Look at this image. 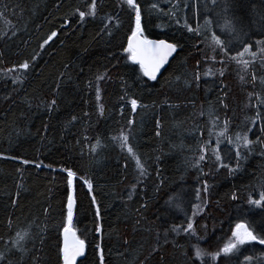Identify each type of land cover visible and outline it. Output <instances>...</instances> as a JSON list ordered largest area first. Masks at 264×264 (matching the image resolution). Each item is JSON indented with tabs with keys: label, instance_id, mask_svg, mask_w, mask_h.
Listing matches in <instances>:
<instances>
[{
	"label": "trees",
	"instance_id": "obj_1",
	"mask_svg": "<svg viewBox=\"0 0 264 264\" xmlns=\"http://www.w3.org/2000/svg\"><path fill=\"white\" fill-rule=\"evenodd\" d=\"M92 2L0 0V264H61L65 169L76 176L74 225L87 243L77 264H100L101 253L104 264H243L245 256L261 264L264 245L257 241L215 261L196 259L193 246L216 252L238 221L257 233L264 225V208L248 204L264 190V53L257 52L264 45H256L264 40V6L230 0L225 12V0L216 7L212 0H137L143 36L178 44L169 65L149 80L123 51L134 11L122 0H96L95 16L81 21L79 11L87 13ZM205 17L213 21L211 31ZM225 20L234 32L222 27ZM185 21L198 33L188 32ZM52 32L56 36L44 44ZM211 32L231 51H214ZM243 44L257 53L239 57L249 62L246 69L230 59ZM24 62L28 68H19ZM121 132L129 135L144 174L112 139ZM237 134H247L252 144L240 148L239 170L229 174L218 168L213 150L235 167ZM201 145L205 158L193 167ZM189 217L195 235L183 231ZM17 233L25 236L19 247L12 244Z\"/></svg>",
	"mask_w": 264,
	"mask_h": 264
},
{
	"label": "snow or ice",
	"instance_id": "obj_2",
	"mask_svg": "<svg viewBox=\"0 0 264 264\" xmlns=\"http://www.w3.org/2000/svg\"><path fill=\"white\" fill-rule=\"evenodd\" d=\"M123 4H126L129 9L134 11L135 14V27L132 29V34L128 38V46L123 49L125 53H127V59L132 61L134 64L139 65V73L142 74V76L147 77L149 80H155L157 79V73L160 71L161 67L165 64V62L168 60L169 56H171L178 48L177 43H171L166 39H158V40H150L146 36H143V29L141 28V17H142V7L137 2V0H122ZM218 3V0H212V7H216ZM260 5L264 6V0H260ZM230 6V0H225V8L224 11L227 12ZM157 7L156 4L151 5V8L155 9ZM187 7V5H186ZM256 10V5H253V11ZM77 11H79L77 9ZM97 11V4L96 0H93L92 4L89 5L88 12L79 11V16L81 18V21L84 20L85 16H95ZM111 19V17H108ZM67 22V21H66ZM261 22L264 24V8L261 9ZM177 23H179V20H177ZM213 26V21L209 19L208 17H205V27L211 31V28ZM184 27L187 28L188 32H194L196 31L198 33V29H193L192 26L185 21ZM223 28H226L229 31H235V29L232 27L231 23H229L227 20H225V24L222 26ZM56 32H52L50 36H48V39L44 41V44H47L49 40H51L54 36H56ZM210 42L213 47V50L216 49L219 50L220 53H224L227 49L228 51H231L230 48H228V44L221 40L218 35H216L215 32H211ZM256 45H264V40H257ZM43 47V44L41 45ZM250 44H243L242 51L237 53L236 56L230 57V59L236 60L237 63L242 64L243 68L246 69L248 67V61L241 60L239 57L243 56L245 53H248L253 58L256 56V52H251L250 50ZM257 52L264 53V47H257ZM35 56L32 58L35 60ZM213 60H215V56L212 57ZM28 62L21 63L19 65V68L21 69H27L28 68ZM10 71V70H9ZM209 73H205V75H208ZM221 75H223V72H221ZM18 79V78H17ZM103 79V74L97 77V80ZM197 79L199 77L197 76ZM243 79V77H241ZM253 80H255V75H253ZM16 82L15 80L13 81ZM97 99L99 100L100 97V89L97 87ZM133 109L137 106V101L135 99H132L130 101ZM55 104V100L51 102L49 107ZM101 106V111H102ZM259 115V114H258ZM75 119V117H73ZM255 119V118H254ZM129 124H132V121L130 120L128 122ZM159 127V123L157 125ZM227 127V122L225 124V128ZM213 134L212 130H209V135L211 136ZM217 144L220 142V137L225 135V131L221 130L219 133L216 134ZM113 140H119L121 142V147L126 148L128 153L136 160L137 168L140 170L141 174H144V166L141 163L139 157L135 155L133 152L132 147L129 146L128 140L129 135L125 134L124 132H121L119 137H113ZM230 144L233 143L231 138H229L228 141ZM97 144H99V140L97 141ZM252 144V141L248 139L247 134L241 136L240 134H237L236 136V158H237V165L235 167L230 166V164H224L222 162L221 155L217 149H214L216 161L218 162L217 166L227 168L229 171V174H232L239 170V161L241 159V151L240 148H248ZM96 145L93 146V150H95ZM199 150L201 152V155L199 158H195V163L192 165L193 167H199L201 161L204 160L203 153L205 152V145H201L199 147ZM24 163H28V161H24ZM39 167V165H37ZM68 176V197H67V215L64 220V227H63V235H64V243L62 247H59V260L62 261V264H75L76 257L82 256L85 253L86 248V241L84 239H80L79 236L76 235L75 230L71 227L72 225V218H73V205H74V199L72 194V178L75 175V173L71 169H65ZM86 184H88L89 189H91V184L88 181H85ZM208 184L205 181L203 185V191L205 194L208 192ZM197 199L199 200L201 191L198 188L197 189ZM233 199L235 200V194H233ZM15 202V201H14ZM173 202V197H169V203ZM92 203L95 204V198L93 197ZM205 203L207 201L205 200ZM248 204L250 206H258L261 208H264V190H262L259 194L258 199L252 198V196H249ZM177 208L180 207L179 204L175 205ZM194 209V215L196 214L195 210L197 209V205H192ZM204 209H200V211H203ZM47 211V210H45ZM100 212L99 208H97L96 211V218L99 219ZM180 228V225H176L171 229V231L176 232ZM101 225L97 223L95 225V231L96 233H101ZM43 231V229H42ZM185 233H191L195 235V229L193 224V219L191 217L188 218L187 227L183 229ZM71 237V239H69ZM25 238L24 234L17 233L16 239L12 241L13 246L19 247L20 241H22ZM257 241L260 245H264V225L261 226V231L257 233L255 228L251 227L248 222H245L243 220L238 221L234 228L232 229V235L229 238V240L220 247L216 252L212 253H205L202 249H200L197 246H193L195 249L194 256L196 259H201L203 256L208 255L212 258L213 261L217 259L221 254L228 255L230 253L237 252L241 245H245L249 242ZM97 249H100V245H96ZM0 259H3V253H0ZM253 260V257L251 256H245L243 264H251V261ZM100 264H104V257L102 253L100 254ZM193 264H195V261H193ZM261 264H264V262H261Z\"/></svg>",
	"mask_w": 264,
	"mask_h": 264
},
{
	"label": "water",
	"instance_id": "obj_3",
	"mask_svg": "<svg viewBox=\"0 0 264 264\" xmlns=\"http://www.w3.org/2000/svg\"><path fill=\"white\" fill-rule=\"evenodd\" d=\"M131 36V35H130ZM148 39H150V40H158V39H155V38H148ZM127 45H128V39H127ZM176 52V51H175ZM175 52L171 55V56H169V58H168V60L165 62V64L161 67V69H160V71L157 73V78H158V76L164 71V69L169 65V63H170V61H171V59L174 57V55H175ZM147 78V77H146ZM74 206H75V204L73 205V209H74ZM71 227L75 230V232H76V229L74 228V226L73 225H71ZM76 235L78 236V233L76 232ZM79 238L80 239H82L80 236H79ZM69 239H71V237H69ZM63 243H64V235H63V229H62V232H61V247L63 246ZM86 250H87V244H86V248H85V253L82 255V256H78V257H76V261H75V264H77L78 263V261L80 260V259H82L84 256H85V254H86ZM61 264H62V261H61Z\"/></svg>",
	"mask_w": 264,
	"mask_h": 264
},
{
	"label": "rangeland",
	"instance_id": "obj_4",
	"mask_svg": "<svg viewBox=\"0 0 264 264\" xmlns=\"http://www.w3.org/2000/svg\"><path fill=\"white\" fill-rule=\"evenodd\" d=\"M75 177H76V176L74 175L73 178H75ZM73 178H72V180H73ZM85 181H86V180L83 179L84 184H86ZM86 185H87V184H86ZM87 187H88V185H87ZM73 217H74V215H73ZM72 225H73L74 228H75V225H74V218H72ZM63 227H64V226H63ZM75 229H76V228H75ZM78 236H80L82 239H84V240L86 241V238H85L80 232H78Z\"/></svg>",
	"mask_w": 264,
	"mask_h": 264
},
{
	"label": "bare ground",
	"instance_id": "obj_5",
	"mask_svg": "<svg viewBox=\"0 0 264 264\" xmlns=\"http://www.w3.org/2000/svg\"><path fill=\"white\" fill-rule=\"evenodd\" d=\"M74 204H75V206H74V208L76 207V201H75V199H74Z\"/></svg>",
	"mask_w": 264,
	"mask_h": 264
}]
</instances>
